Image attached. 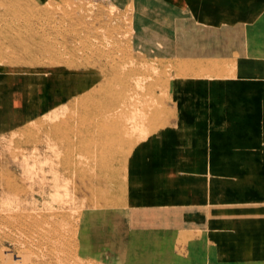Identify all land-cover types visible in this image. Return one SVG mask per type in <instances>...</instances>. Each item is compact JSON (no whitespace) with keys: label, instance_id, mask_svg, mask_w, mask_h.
Returning a JSON list of instances; mask_svg holds the SVG:
<instances>
[{"label":"rangeland","instance_id":"1","mask_svg":"<svg viewBox=\"0 0 264 264\" xmlns=\"http://www.w3.org/2000/svg\"><path fill=\"white\" fill-rule=\"evenodd\" d=\"M220 37L157 0H0V67L37 72L18 92L0 81V110L43 112L0 121V264H221L212 234L225 231L195 221L193 202L264 209V73H241ZM65 68L99 73H52ZM87 74L96 85L67 103L62 84ZM192 92L225 107L207 156L131 177L134 150L171 138L159 131Z\"/></svg>","mask_w":264,"mask_h":264},{"label":"crops","instance_id":"2","mask_svg":"<svg viewBox=\"0 0 264 264\" xmlns=\"http://www.w3.org/2000/svg\"><path fill=\"white\" fill-rule=\"evenodd\" d=\"M35 1L44 3L48 0ZM157 2L172 13L186 16L192 24L204 32L218 31L221 43L225 45L223 53L227 55L226 58L236 51L240 56L239 59L244 61L243 65H239L241 73H264V66L256 63L259 60L264 62V0H157ZM2 73L7 75L2 76ZM34 73H37L34 69H21L15 65L1 66L0 81L3 79L15 81L16 88L13 83L9 90L18 92L29 87L35 76ZM52 73H99V71L65 68ZM54 79L56 81V77ZM95 80L94 76L88 74L76 75L75 78L69 79L70 84L72 83L70 88L69 82L65 81L62 84L65 101L69 103L80 97L88 89L87 87L96 85ZM58 83L61 85L60 81ZM0 87L2 89L3 84ZM0 94H2L1 90ZM196 96L192 92V102L184 106L181 104L178 110L176 109L177 115L183 117L182 120L172 119L166 126L168 128L159 131V134L164 133V136L169 135L171 138L161 141L163 135H160L154 141L145 140L141 144L142 155H138L134 150L133 158L126 166V172L131 177L172 178L186 173L189 168H193L197 160L207 156L209 149L205 143L210 142L212 137L226 126L220 117L225 107L221 103L211 101L209 95L206 98L207 94L203 95L202 92H197ZM17 99L20 101L19 98ZM199 99H207L205 107ZM16 104L11 106L12 109L0 110L1 122L7 119L17 126L25 125L37 120L43 113L33 111L34 108L31 109L29 106L20 109V103ZM254 157H256L255 153L252 155L253 162ZM139 159L142 160L141 166L137 168H134L136 165L130 166L135 161L138 163ZM166 162L168 163L165 165ZM193 204L197 207L193 213L195 221H203L204 226H209L212 230L225 231L220 235L212 234V241L218 243L221 248L220 256L217 255L221 264H245V262L264 264V218L259 217L261 213L264 214V209L261 210L259 201L238 200L221 203L219 207L214 206V203L204 206L203 209H200L202 203L196 204L194 201ZM182 224L176 223L172 226L184 228ZM247 229L250 235L245 237Z\"/></svg>","mask_w":264,"mask_h":264},{"label":"bare ground","instance_id":"3","mask_svg":"<svg viewBox=\"0 0 264 264\" xmlns=\"http://www.w3.org/2000/svg\"><path fill=\"white\" fill-rule=\"evenodd\" d=\"M262 89H264V88H262ZM264 91V90H263ZM68 98V97H67ZM76 99V98H75ZM131 104V103H130ZM239 106H242V105H239ZM245 106V105H244ZM235 107V106H234ZM246 107V106H245ZM239 108H241V107H239ZM134 111H136V110H134ZM225 115V114H224ZM227 115V114H226ZM225 119V118H224ZM179 120V119H178ZM181 120V119H180ZM225 121V120H224ZM128 126V125H127ZM130 127H131V125H130ZM136 153H138L139 155H142V153H143V150L142 151H137V149H136ZM132 154H133V152H132ZM123 158V157H122ZM121 158V159H122ZM141 161L142 160H140L139 159V161H138V163L136 162V167H138L139 165L141 166L142 165V163H141ZM126 163V162H125ZM122 166V165H121ZM126 167V166H125ZM123 173V172H122ZM123 175V174H122ZM125 176V175H124ZM121 189V188H120ZM122 191V190H121ZM126 191H128V190H126ZM123 193V192H122ZM54 197V196H53ZM56 197V196H55ZM113 197V196H112ZM117 201V200H116ZM108 205H110V204H108ZM111 206V205H110ZM120 206V205H119ZM122 207V206H121ZM32 212V211H31ZM69 232V231H68ZM76 237V236H75ZM57 244V243H56ZM58 245V244H57ZM62 245V244H61ZM64 245V244H63ZM62 254V253H61Z\"/></svg>","mask_w":264,"mask_h":264}]
</instances>
